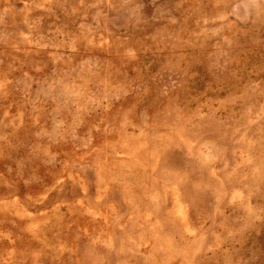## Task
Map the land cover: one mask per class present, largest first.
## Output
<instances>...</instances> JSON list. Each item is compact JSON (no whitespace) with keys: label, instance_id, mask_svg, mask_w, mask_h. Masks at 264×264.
<instances>
[{"label":"rangeland","instance_id":"374dc122","mask_svg":"<svg viewBox=\"0 0 264 264\" xmlns=\"http://www.w3.org/2000/svg\"><path fill=\"white\" fill-rule=\"evenodd\" d=\"M0 264H264V0H0Z\"/></svg>","mask_w":264,"mask_h":264}]
</instances>
